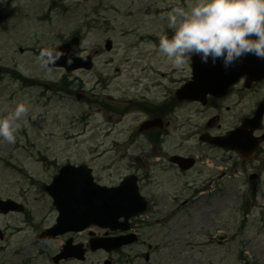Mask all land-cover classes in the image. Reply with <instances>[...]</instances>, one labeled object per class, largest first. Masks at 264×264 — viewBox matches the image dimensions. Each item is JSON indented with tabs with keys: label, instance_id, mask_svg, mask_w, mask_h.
I'll return each instance as SVG.
<instances>
[{
	"label": "rangeland",
	"instance_id": "374dc122",
	"mask_svg": "<svg viewBox=\"0 0 264 264\" xmlns=\"http://www.w3.org/2000/svg\"><path fill=\"white\" fill-rule=\"evenodd\" d=\"M58 1L67 11L51 8L48 0H14L18 5L14 15L0 25V66L7 70L0 81V116L12 112L17 103L29 106L27 115L20 121L22 127L16 142L0 141V198L26 203L30 218L41 226L51 222L49 200L42 185L50 181L58 165L85 163L92 168L95 180L105 185L115 184L121 175L133 169L128 157L137 151L127 146L128 130L145 116L127 109L129 114L122 117L123 114L104 105L120 102L117 98L122 91L136 88L130 79L142 76L138 72V67L144 64L142 61L148 60L153 69L164 74V84L154 92V100L166 89L175 88L177 77L188 74L187 65L173 66L158 47L147 42V37L151 34L161 37L168 28L171 36L168 12L175 6L186 7L193 0ZM10 5L12 0H7L0 5V12ZM48 7V15L40 18L39 25L34 18L43 11L40 8ZM75 31L81 36L85 52L95 55L94 68L69 74L70 85L52 94L42 84L49 79L60 81L62 73L54 68L43 69L36 57L42 49L55 46V35L62 41ZM30 38L37 39L36 43H29ZM106 40L112 42L110 52L104 49ZM25 43L33 54L18 52V45ZM127 45L133 48L126 50ZM12 70L36 80L38 85L23 89ZM144 77L148 81L158 78V74L147 71ZM259 94L264 95V89ZM123 106L119 104L121 110ZM240 109L234 107L225 113L220 120V131L235 123V114ZM180 110L185 112L168 118L176 137L174 141L180 140L181 133L193 131L189 127L180 128L187 108ZM84 114L85 120L78 124ZM209 116L194 121L197 129L204 128ZM197 135L185 144L189 146L197 141ZM262 146L260 157L247 164L230 152L207 150L208 155L217 159L215 162H208L209 167L203 162L179 176L172 171L164 174L166 167L161 169L149 159L155 176L145 192H155L160 206L159 214L150 218H161L180 201L189 200L183 213L174 214L164 226L157 223L143 232L147 242L162 248L157 253L159 257L152 255L155 264H264V143ZM41 156L48 161L54 159L55 164L45 169L43 160L38 158ZM252 173L257 175L255 180L248 178ZM207 184L212 189L208 194L204 195L205 191L193 194L196 187L201 189ZM24 223L27 221L21 214L0 216V231L4 236L0 241V264L20 261L12 257L15 248L22 250V256L37 254L38 247H31L35 231ZM16 226L23 230L15 233Z\"/></svg>",
	"mask_w": 264,
	"mask_h": 264
},
{
	"label": "clouds",
	"instance_id": "9594fccd",
	"mask_svg": "<svg viewBox=\"0 0 264 264\" xmlns=\"http://www.w3.org/2000/svg\"><path fill=\"white\" fill-rule=\"evenodd\" d=\"M6 3L0 0V5ZM167 18L172 35H162L156 47L177 68L194 56L203 64L220 63L225 70L249 55L264 60V0H193L186 7H173ZM65 55L67 65L74 63V57L85 58L75 48L71 55L66 50L44 48L36 59L43 69H49ZM28 111L29 106L20 102L12 112L0 116V141L16 142L20 121Z\"/></svg>",
	"mask_w": 264,
	"mask_h": 264
},
{
	"label": "water",
	"instance_id": "95a60500",
	"mask_svg": "<svg viewBox=\"0 0 264 264\" xmlns=\"http://www.w3.org/2000/svg\"><path fill=\"white\" fill-rule=\"evenodd\" d=\"M87 62L88 64L85 65ZM90 65L89 58L79 59L78 57H74V63L71 67L77 68L83 66L90 68ZM194 70L196 78L193 83L187 85V88L201 85L207 89L206 92H218L224 86V82L225 86L229 85L235 77L243 72L251 74L250 78L253 79L264 76V60L254 55H249L243 59L242 63H238L233 68L225 70L220 63L216 65L210 62L203 64L199 57H195ZM214 80L219 83L218 86H216L215 83L217 82ZM180 97L192 98L193 96H186V91L183 90ZM251 147H253V144H251ZM89 172V169L85 166L78 168L63 167L60 169V174L47 187L59 210L58 224H62V221L67 218V214L71 209H74L77 214L81 215L85 211H88L85 215L86 218L103 226H111L120 216L128 218L142 211L143 204L134 187L130 186L128 188L127 185H123L115 189L118 191V194L108 195V193H113L115 190L100 188L94 185ZM9 210H18V208L10 200L0 201V212L6 213Z\"/></svg>",
	"mask_w": 264,
	"mask_h": 264
},
{
	"label": "flooded vegetation",
	"instance_id": "af4514ba",
	"mask_svg": "<svg viewBox=\"0 0 264 264\" xmlns=\"http://www.w3.org/2000/svg\"><path fill=\"white\" fill-rule=\"evenodd\" d=\"M257 84H251L250 87H245L244 79L232 88L231 94L234 95V104H244L247 108H251L252 111L255 106L263 102L264 96L257 92ZM220 99H209L205 108L200 109V113L203 115L210 114L207 118L204 128H202L203 134L209 135H221L219 129L220 113L229 110L228 106H220ZM160 105L155 106L154 109L145 108L146 118H161L163 125H167L166 112L162 111ZM222 111V112H223ZM204 129V130H203ZM264 132V127L260 131H255L254 134L258 136ZM172 167H175L172 165ZM28 220V219H27ZM135 223L131 224L134 226ZM147 226L144 223L140 224V228ZM144 228L138 232L128 231L126 233L119 231L103 230L98 227H91L90 229L77 233L71 234L66 233L58 236L57 243L50 244L46 242L42 244L45 248L38 250L37 254H31L30 256L20 255L22 250L18 251L12 257L17 260L20 259L18 264H155L153 262L152 255L157 256L158 250L154 248L144 238L146 235L143 234ZM135 234V236H130ZM4 238V236H3ZM2 238V239H3ZM106 239L110 241L109 245L101 247L95 250H91L89 243L92 240ZM134 239L132 242L123 243L126 240ZM39 245V243H35ZM34 244L31 242V247ZM82 249H84L81 255Z\"/></svg>",
	"mask_w": 264,
	"mask_h": 264
},
{
	"label": "snow or ice",
	"instance_id": "6c2138e0",
	"mask_svg": "<svg viewBox=\"0 0 264 264\" xmlns=\"http://www.w3.org/2000/svg\"><path fill=\"white\" fill-rule=\"evenodd\" d=\"M115 194H118V191L115 190V192L113 193H108V195H115Z\"/></svg>",
	"mask_w": 264,
	"mask_h": 264
}]
</instances>
